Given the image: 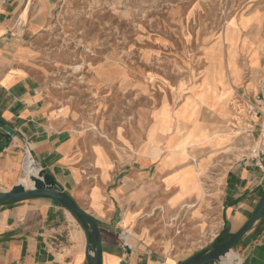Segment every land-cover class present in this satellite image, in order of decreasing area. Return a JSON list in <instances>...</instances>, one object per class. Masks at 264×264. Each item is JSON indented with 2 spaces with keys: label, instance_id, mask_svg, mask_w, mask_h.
I'll return each mask as SVG.
<instances>
[{
  "label": "crops",
  "instance_id": "0c3cea01",
  "mask_svg": "<svg viewBox=\"0 0 264 264\" xmlns=\"http://www.w3.org/2000/svg\"><path fill=\"white\" fill-rule=\"evenodd\" d=\"M57 1L0 0V124L16 132L0 151V192L32 187L28 176L44 168L95 219L102 264H178L237 231L264 192V150L238 156L224 131L231 93L256 78L252 40L230 28L229 70H206L177 107L168 105L153 121L133 160L119 161L72 131L42 83L31 38ZM35 2L36 16L15 26L14 16ZM177 110L188 120L176 119ZM164 158L170 160L163 164ZM94 246L91 236L87 250L83 226L55 199L0 202V264H93ZM231 253L212 264H264V212Z\"/></svg>",
  "mask_w": 264,
  "mask_h": 264
},
{
  "label": "rangeland",
  "instance_id": "374dc122",
  "mask_svg": "<svg viewBox=\"0 0 264 264\" xmlns=\"http://www.w3.org/2000/svg\"><path fill=\"white\" fill-rule=\"evenodd\" d=\"M25 7L15 26L38 13L36 2ZM230 28L243 29L257 54L255 80L228 100L224 131L239 156L264 150V112L235 116L242 91L249 100L264 82V0H58L31 40L53 107L73 132L123 161L133 160L153 121L177 107L206 70H229ZM175 113L188 120L184 110ZM148 136L155 138L152 130Z\"/></svg>",
  "mask_w": 264,
  "mask_h": 264
},
{
  "label": "water",
  "instance_id": "95a60500",
  "mask_svg": "<svg viewBox=\"0 0 264 264\" xmlns=\"http://www.w3.org/2000/svg\"><path fill=\"white\" fill-rule=\"evenodd\" d=\"M0 151L6 147L16 132L7 125L0 124ZM32 187L26 188L24 184H16L11 189L0 192V202L19 201L32 197H48L57 200L65 206L81 223L86 233L87 250L91 246V236L94 239V250L89 254L93 264H102L100 234L95 219L82 210L72 197L63 190L54 177L45 172L44 168L38 170L35 175L28 176ZM264 212V192L262 193L256 207L246 222L235 232L231 233L224 241H214L206 248L196 252L178 264H212L225 257L239 241V239L250 229L256 220Z\"/></svg>",
  "mask_w": 264,
  "mask_h": 264
},
{
  "label": "built area",
  "instance_id": "2783aa9c",
  "mask_svg": "<svg viewBox=\"0 0 264 264\" xmlns=\"http://www.w3.org/2000/svg\"><path fill=\"white\" fill-rule=\"evenodd\" d=\"M236 103L235 116L240 117L246 114L249 117H257L259 114H262L264 112V82L262 87H259L256 92L251 93V99L247 100L244 95L242 101L238 100ZM254 153H256V150L253 151Z\"/></svg>",
  "mask_w": 264,
  "mask_h": 264
},
{
  "label": "bare ground",
  "instance_id": "6f19581e",
  "mask_svg": "<svg viewBox=\"0 0 264 264\" xmlns=\"http://www.w3.org/2000/svg\"><path fill=\"white\" fill-rule=\"evenodd\" d=\"M24 15H26V11H24ZM21 17H22V15H21ZM23 18V17H22ZM199 93V92H198ZM198 93H196V95L198 94ZM210 99V98H209ZM176 114V113H175ZM178 115V114H177ZM180 115V114H179ZM184 116H185V114H184ZM188 119V118H187ZM182 144V143H181ZM180 144V145H181ZM28 153V152H27ZM31 164H32V158L29 156V155H27L26 156V160H25V173L27 172H29L30 171V173H31V170H30V168H31ZM35 169V168H34ZM36 170V169H35ZM28 180V179H27ZM25 182V181H24ZM28 186V185H27ZM234 256V253H231V251L225 256V258H232ZM224 258V259H225Z\"/></svg>",
  "mask_w": 264,
  "mask_h": 264
},
{
  "label": "trees",
  "instance_id": "16d2710c",
  "mask_svg": "<svg viewBox=\"0 0 264 264\" xmlns=\"http://www.w3.org/2000/svg\"><path fill=\"white\" fill-rule=\"evenodd\" d=\"M229 235L230 234L228 233H222L217 237L216 241H219V242L224 241L229 237Z\"/></svg>",
  "mask_w": 264,
  "mask_h": 264
}]
</instances>
